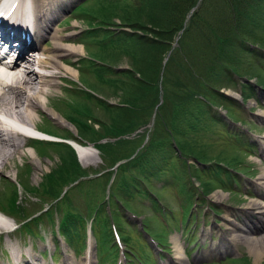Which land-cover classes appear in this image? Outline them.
Returning <instances> with one entry per match:
<instances>
[{"label":"trees","instance_id":"16d2710c","mask_svg":"<svg viewBox=\"0 0 264 264\" xmlns=\"http://www.w3.org/2000/svg\"><path fill=\"white\" fill-rule=\"evenodd\" d=\"M75 10L79 14L82 13L84 20L90 21L92 25L91 29L88 28L84 32L85 43L87 42L89 49L92 50L89 53L91 56L85 58L89 66L84 64L86 71H81L88 74L95 73L97 83L100 85L120 87L123 91L124 105H115L103 101L91 93L92 91L83 89V97L69 104L71 106L67 109L68 114L66 115L75 123L82 137L95 142L100 148L102 157L111 162V166L121 159H127L119 164L115 178L111 182L108 203L115 207L113 218L116 222L120 216L118 214L120 202L126 207L131 206L132 198L140 195L141 197L147 196L157 204V198L152 195L154 193L159 196V192L154 191L155 186L151 182L154 176H160L163 179L168 178L170 174H175L176 180L180 184L183 183V169L181 170L180 167L179 172L174 170L175 159L181 156L175 154L177 158L172 157L173 152L178 151L171 137L176 139L178 146L182 147L180 149L187 153L186 155L196 157L199 161L208 164L202 167L193 163L196 166V177L200 180L205 193L218 184L229 188L231 182L238 183L235 172L243 171L239 165L244 163V156L247 154L244 146L230 138L231 144L227 145L229 147L220 150V154L212 156L203 147L195 149L189 145L184 136L178 140L177 136L181 133L180 124L183 122L182 114H186L188 109L183 104L184 97L178 99V93H175L176 91L167 81L169 76H173L176 77L175 83L180 84V79L183 80L180 74L183 77H189L193 91L186 93L191 96L204 95L207 102L200 100L199 104L205 105L206 103L207 107L217 105L215 102L228 97L221 91V87L227 83L225 79L232 76L234 78L233 74L249 77L248 74H242L239 69V66H245L241 63V58L237 67L233 64L238 58L237 52L241 50L250 56L254 47L264 46V0H84ZM116 18H120L121 21L118 23ZM118 24L132 27V30H121L117 33L116 30L110 28L114 26L116 29ZM100 34H105V36H100ZM175 39L178 41L176 47L173 45ZM95 44H98L99 49L93 52ZM168 53V59L164 62L163 58ZM121 54L129 56L131 69L120 71L113 69L115 60L123 57ZM259 55L256 52L253 57L259 58ZM141 58L145 61L142 62ZM256 62H251V65L248 62L247 68L248 71L254 68L259 69L260 75V71L264 73V66ZM223 68L229 73L232 70L230 73L232 76L228 74L227 78H223ZM162 69H165L167 75L159 85ZM136 72L140 73V77ZM119 75L121 78L118 77ZM125 75L131 76L133 81L125 80ZM260 77L263 80L261 82L264 83V76L260 75ZM243 84L251 87L250 84ZM116 92L119 91L116 90ZM189 99L191 97L187 100ZM93 100L102 105L103 110L110 112L108 119L97 115L96 108L91 103L94 102ZM229 103L226 102L228 107H230ZM196 109L200 115L198 112L192 115L195 108H192L190 112V121L194 126L210 129L213 123L209 117L216 123H223L211 108L212 114L207 109V115H202L200 108ZM155 111L154 126L148 134L146 133V136L140 137L139 135L129 138L121 136L149 122ZM231 114H233L232 110ZM95 122H99L100 128L94 126ZM46 129L60 134L58 128L55 126L52 128L51 124ZM227 132L230 137L234 133L229 129ZM64 135H68L67 132ZM147 135L148 139L144 142ZM104 137L106 141H103ZM40 146L44 149L47 146L54 148L61 160L58 167L47 173L38 185L32 186L29 181L21 183L26 190L39 195L42 201L40 208L30 209L23 206L24 204H21L19 199V189L15 186L10 189L11 195L3 207L9 214L19 216L22 226L29 230H33L32 222H38L45 215L55 222L57 215L55 216L54 209L56 208L61 212L56 211L60 218V231L71 239L74 231L84 226V217L81 213L68 210L74 201L73 196L65 194L62 199L57 197L64 183L67 184L78 174H87V170L82 168L74 147L68 142L49 140L40 142ZM166 162L169 163L168 170L162 169ZM214 163L218 166L214 167ZM112 174V170L109 173L106 170L98 175V179H103L106 183V180H111ZM182 187L185 189L184 186ZM159 189L161 190V187ZM185 192L188 194L187 198L190 199L193 195L191 189ZM45 203L51 204L52 208L43 210ZM99 206L103 207L102 204ZM40 210L42 211L36 213ZM99 212L100 208H98ZM104 218L102 229L96 226L95 221L92 223L95 225L93 226L94 232L97 235L101 234V237H105L111 229V225L108 227V219ZM118 225L120 226L119 222ZM239 259L242 260L243 257Z\"/></svg>","mask_w":264,"mask_h":264},{"label":"rangeland","instance_id":"374dc122","mask_svg":"<svg viewBox=\"0 0 264 264\" xmlns=\"http://www.w3.org/2000/svg\"><path fill=\"white\" fill-rule=\"evenodd\" d=\"M83 1L84 0H58V9H61V11L52 23L53 32L59 31L60 34L71 33L70 35H65L66 39H64V42L70 44L73 43L83 48V53L67 55V57L64 58L65 63L75 68L77 73H75L74 75L66 72L62 77H58V86L49 87V89L52 90V93H50L49 95V100L47 101L46 99L47 104L50 107H54V109L63 118H65L67 122L56 119L46 108H40V111L36 113L35 119L38 127L47 128L51 124L52 128H54V126L59 128L57 130L61 135H64L67 132L70 135L76 136L79 141H84L86 145H91V149L89 151L86 150V152H88V155L90 154V156L88 157L92 159L88 160L90 161L89 164L84 165L82 162L83 155L81 154L80 150L79 152H77L78 161L82 168L87 170V174H78L77 177L69 181L67 184L64 183L60 194L57 197L58 199H62L65 194H70L71 197H74V201L73 203L70 202L72 205L69 206L68 210L71 209L76 213H81L84 217V226H82L81 229L79 227L77 231H74L73 236L71 237V239H69L68 235L66 236L64 233L60 234L57 231L55 222H52L51 219L46 215L38 222H32L31 226L33 230H29L21 228L22 224L19 221L21 219L19 216L8 215L9 213L7 211L6 213H4L6 209H4L3 205L11 195L10 189H12V186H15L19 189V199L20 203L24 204L23 206H26L30 209H35L36 207L37 209H39L40 203L42 202L39 195L30 191L27 192V190L23 186V181H29L32 186L38 185L47 173L52 172L61 163L60 156L57 150H55L54 148L47 146V148L44 149L42 148V146H40L39 141H37L36 143L34 142V146L27 145L28 147H25L23 149V155L17 153L7 163L4 171L0 172V208L4 209V211L2 210L3 213L2 211L1 213L5 216L4 219L6 218V220L9 221L8 229L10 230V233H8L7 231L0 232V264H16L17 260L22 261L23 259L30 257L31 254L29 251H31V253L33 254H36L37 258L41 262H46L47 264H62L63 260L65 261V258L67 257H71L74 261L78 262L80 260H83V257L88 254V250L90 249H92L93 251L92 258L94 264H127L124 255L121 254V250H119L118 244H116V238L114 235V220L112 219V217L115 214L113 211L115 207L110 206L108 203V199L110 198L109 194L111 193V182L114 174H112L111 176V181L106 180V183L103 179H98V174L102 171L108 170V173L111 170L113 171L114 169L111 168L113 165L111 166L112 163L105 160L102 157V153L100 151H97L92 143L88 142V140H90L89 138L83 140L79 137L75 123L66 116L68 114L67 109L69 108V106H71L69 104H72L73 102L78 100L79 97L82 98V93L86 89L89 92L92 91L91 93H94L103 101H106L108 103L110 102L111 104L115 105H124V102H122V88L100 85V83H97L98 80L95 73L88 74L85 72V74L82 72L85 70L84 64L87 67L89 66L87 65L89 64V62L85 61V58L90 57L91 55L89 53L92 51L89 49V44L87 42L82 43L83 41H86V35H84L85 30H87L88 28L91 29L92 25H90V21L88 22L84 20L82 13L79 14L75 10L76 7L79 6V4H81V2ZM49 3L52 4V1H50ZM116 21L119 23L121 20L120 18H116ZM121 25H116V29L114 26H111L110 28L116 30L117 33L121 30H132V27ZM100 36H105V34H100ZM61 38H63V36ZM42 42L48 46L52 45V40L48 37H46ZM173 45L174 47L178 45V41H176V39L173 42ZM97 49H99V46L98 44H95L93 52H95ZM252 50L253 51L250 53V56L239 50L236 54L238 58L234 60L233 64L234 66L239 65L240 58L242 59L241 63H243L245 66H239V69L240 71H242V74H248L249 77L252 78L250 81L251 83H254V88L250 89L247 86L246 88L248 89L244 90V87L246 85H244L243 83L244 81L246 82V78L239 75L237 76L235 74H233L235 76L233 78V76L230 74L232 70L229 73V71L223 68V78H227L229 75L232 76L225 79L227 83L225 82L226 85L221 87V91L228 97L222 98L220 102H215L217 105H209L212 112L215 113L216 116L221 118L223 123H216L212 120V118L209 117V120L213 123L210 129H203L200 126L196 127L192 124V121H190V112L192 108H195V111L192 115H196L197 112L200 115V112L198 111V109H196L197 107L201 109V112H203L202 115L208 114L207 109L212 114L210 108L207 107L206 103L205 105L199 104L200 100L207 102L205 96H202L201 94L191 96L189 93H186L188 91H193V87L189 83L191 82V79L189 77H183L180 74V77L183 78V80L180 79V84H178L175 83L176 77L169 76V80L167 81L169 82L168 84L174 88V90L176 91L175 93H178V99H180V97L182 96L184 97L183 104L186 105L188 109L186 111V114H182L183 122L182 124H180L181 133L177 136L178 140H181V138L184 136L185 139L187 138L189 145H191L195 149H197V147H203L208 150V153L212 156L220 154V150L222 151L223 148L227 149L229 147L227 145L231 144V137L227 132V129L240 132L238 136L242 140H252L254 144L248 147L249 151L247 150V148L245 149V151L247 152L246 156H244L245 161L244 163L239 165V167L243 171H246L249 175L242 172L237 173L236 177L239 178L240 183L237 186L233 185V190L221 189L227 192L225 203L217 202L213 199V190L209 194L205 195L200 192L199 189L202 187V184L195 174L196 166L193 165L195 161H193L192 156L186 155L187 153H185L181 149L178 152H173L172 157L177 158L175 154L177 155L182 153V156L180 158L175 159V168H173L175 172H179L180 167L181 170L183 169V183L179 185H173L170 179L173 178L172 174H170L168 179H162L160 176H154L151 179V182L155 186L154 191L159 192L160 200L157 203L158 205L156 204L160 208H158L159 211L154 210L152 206H149L148 208L144 207L145 205L143 204V202H141V200H144V202L149 205L151 204V200L147 196L141 197L140 195H138L137 197L132 198L134 202L132 201V203L130 204L131 206L129 207L135 210L137 213L150 214V216H154L153 213H156L155 218L151 219L152 221L150 225H152V227H150V232L158 240L168 242L166 246L164 245V248L169 249V251L167 252L163 250L162 244H156L151 240L154 248H152V246L150 245L148 251L150 255H152V259H154V262L152 264L168 263L169 261L167 260L172 259L174 255L173 245L175 237H179V240H181V242L183 243V246L190 260H193L197 255L201 257L199 260L195 261L197 264H264V255L258 257L257 253L252 249V247L247 244H238L236 250H230L229 253H217L216 255H213L211 257L201 256L205 251L211 248L213 236H215L214 231L211 232L213 234L203 236L205 230H209L210 227L217 226L218 222L223 226L224 223L222 220V216L230 212L239 213V211L242 207H244L245 204L250 202L253 198L257 197L255 195L256 188L252 184L258 179L263 167L260 139L264 137V120L263 118H260L258 116V113L264 110V83H262L263 80L262 77H260V75L264 76V73L260 71L259 75V69L257 68H254L252 71H248L247 63L249 62L251 65V62L253 63L257 61L259 64L264 66V46H261L259 48L254 47ZM256 52L259 53L262 57H260V55L259 58L253 57V54ZM169 53L168 55L164 56V62L168 59ZM141 60L142 62L145 61L142 58ZM115 61V66L113 67L115 71L132 68L131 59L128 55H123V57L119 58L118 60L116 59ZM96 62L99 61L96 60ZM164 71L165 69H162L163 73H161V75L164 76H161L158 82L159 85L162 84L163 78L167 75L166 71ZM224 72L226 73L223 74ZM136 74L140 77L139 72H136ZM118 77L121 78V75H119ZM166 78L168 79V76ZM126 79L129 82L133 81L131 76L128 77L125 75V80ZM257 82L259 83V85L257 84ZM116 90L119 92H116ZM189 97H191V99L187 100ZM226 99L227 101H225ZM161 101L162 99L160 100V102ZM226 102H230L229 104L234 115L231 114L230 107L227 106ZM91 103L92 106L96 108L97 115L107 119L109 118L110 112L103 110L102 105L97 104L95 101ZM230 117H232L233 120L235 119L237 121H233ZM153 121L154 116H152V119L149 122L141 125L136 130H129L121 136H125L127 138L135 136L138 137L139 135L140 137L146 136V133L148 134V132H150L151 128L154 126ZM94 126L100 128L99 122H95ZM171 138L172 141L175 142L176 139H173V137ZM102 139L106 141V137ZM144 140L143 141L146 142L147 137ZM237 141L240 142L241 140L238 139ZM74 143L76 144L79 142L74 141ZM31 148H34L33 152H30V150H32ZM136 152L137 151L135 150V154ZM151 153L154 154L153 151H151ZM240 153L244 154L243 152ZM216 165L218 166V164L214 163V167H216ZM168 167L169 163L166 162V164L163 165L162 169L168 170ZM182 186H184L185 189ZM219 186L224 187L223 185ZM159 187H161L162 189L160 190ZM190 189L194 194L191 203L189 204V200L186 197L187 195L185 191H190ZM185 203H188V212L186 218L183 219L182 214L184 212V209H187L184 208ZM54 204L56 203L54 202ZM91 204H94V206H91ZM99 204H102L103 207L99 206ZM120 204L122 205L121 202ZM121 205L119 207L120 211H118V214L120 216L117 220L120 224V227H117L120 232H122L124 238L127 236L131 238L130 240L134 246L140 245L138 243L139 241H141V239H139V237L137 236V231L129 224H124L123 219L138 227L139 224L137 220L132 218V215H129L127 210H125V208H123ZM163 207H165L166 209L168 208V210H172L170 211L171 220L169 219L170 216L167 217L163 214ZM49 208H52L51 204L45 203L42 209L46 210ZM61 208L65 209V207ZM98 208H100L99 213ZM41 211L42 210L38 212ZM54 211L55 216L56 211L60 212L59 210H56V208L54 209ZM162 214L170 221L167 228L165 226V223L162 224L163 221L161 219L164 220V216H161ZM104 217L108 219V227H110L111 225V229H109L110 231L105 234V237H101L102 235L99 234L102 239H98V243H96V238L91 229V227L94 228L95 225H92V223L93 221H95L96 226L102 229L104 227ZM57 219L58 217L56 216V220ZM165 230L167 231L166 236ZM148 238L149 237L147 236V239ZM68 243L71 245H69ZM123 244L124 240L121 248L124 247ZM135 249L137 253L142 252V250L144 251L143 248H141L140 250V248H137L136 246ZM241 256H243L242 260L231 259L233 257ZM131 262L132 264H143L140 261V258H138L136 255H134V259H132Z\"/></svg>","mask_w":264,"mask_h":264},{"label":"bare ground","instance_id":"6f19581e","mask_svg":"<svg viewBox=\"0 0 264 264\" xmlns=\"http://www.w3.org/2000/svg\"><path fill=\"white\" fill-rule=\"evenodd\" d=\"M50 1L52 4L49 3ZM6 2L8 0H0V9L4 5L5 12L10 13L13 19L9 20L5 16H0V35L11 36L21 32V28L24 26H19L22 23L18 22L22 21L20 17L24 15L23 7L26 2L27 9L31 5L33 10L32 33L36 39L30 43L24 39L19 50L23 55L27 47L34 45L38 48L34 52L38 57L35 59L30 55L27 61L21 65L17 61L11 62V64L0 63V172L4 171L7 163L17 153L23 155V149L30 146L31 135L47 137L46 134L40 133L36 129L38 125L35 116L40 108L48 109L56 119L67 122L54 107L47 104L46 99L48 101L49 95L52 93L49 87L58 86V77H62L66 72L74 75L77 73L75 68L65 63L64 58L67 55L83 53L81 46L64 42L65 35L71 33L60 34L59 31H52V23L61 11L58 9V0H30L31 4L28 3V0H15L9 5ZM13 3L17 4L14 6ZM62 36L63 38H61ZM46 37L52 40L51 46L40 42V40L44 41ZM35 63L39 69H35ZM258 116L264 120V110L259 112ZM260 142L263 167L258 179L252 184L256 188L255 195L257 197L245 204L239 213L230 212L222 216L223 226L218 222L217 226L205 230L203 236L213 234L211 233L213 231L215 236H213L211 248L205 251L201 255L202 257L213 256L217 253L223 254L230 250L235 251L238 244L249 245L258 257L264 255V137L260 139ZM76 146L83 155V164H89L88 160L92 159L88 157L90 154L88 155L86 150L89 151L91 145L76 143ZM33 149L30 152H33ZM212 197L217 202L225 203L227 192L217 188L212 193ZM0 215L3 216V218L0 216V232L10 233L9 221L4 219L5 216L1 212ZM173 248L172 259L163 264H197L195 261L201 258L197 255L193 260H190L179 237H175ZM29 252L30 257L22 261L17 260L16 264H47L41 262L36 254ZM92 252V249L88 250V254L78 262L67 257L62 264H94Z\"/></svg>","mask_w":264,"mask_h":264}]
</instances>
